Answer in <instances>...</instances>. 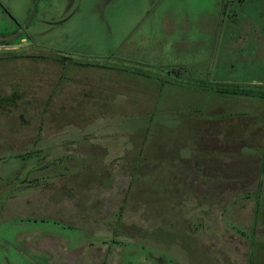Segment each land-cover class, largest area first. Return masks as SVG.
Segmentation results:
<instances>
[{"label": "rangeland", "instance_id": "rangeland-1", "mask_svg": "<svg viewBox=\"0 0 264 264\" xmlns=\"http://www.w3.org/2000/svg\"><path fill=\"white\" fill-rule=\"evenodd\" d=\"M0 48L19 58L0 79L35 91L0 109V264H264V0H0ZM63 77L173 84L151 114L128 97L37 135L46 100L70 112L47 86ZM168 162L180 203L162 171L144 184Z\"/></svg>", "mask_w": 264, "mask_h": 264}, {"label": "trees", "instance_id": "trees-1", "mask_svg": "<svg viewBox=\"0 0 264 264\" xmlns=\"http://www.w3.org/2000/svg\"><path fill=\"white\" fill-rule=\"evenodd\" d=\"M16 53H17V49H14V48H8V49L0 48V65H2L3 62L16 61V59L18 58ZM57 65H60V64H57ZM60 66H62V65H60ZM11 68L12 67H10L7 71H9ZM0 69H1V67H0ZM12 69H14V68H12ZM1 71H2L1 74L4 77H6V79H4L3 81L0 79V92L2 91V93H3V95L0 96V109L12 107V106H14L13 108H15V105L17 104V102L19 100L27 99L25 96H27V95L30 97H31V95L34 96L35 91L31 90L30 85L20 83V81H18V80H21V78L18 79L17 73L15 71L10 72V75L12 74V77L14 79L13 80L14 83H8L7 81L9 79H7V78H8V76L10 77V75L7 76L6 71H4V70H1ZM39 81L41 82V77H40ZM6 85H8V88L11 89V91L8 90ZM40 85H41V83H39V86ZM39 86H37L38 87L37 90H39ZM219 93L222 95H236V96H244V97L247 96V93H245V91L242 89V87H240L238 84L237 85H231V84L230 85H223L221 88V91H219ZM23 94H26V95H23ZM53 96H57V98H58L59 94H57V93L51 94L50 99H52ZM50 102L48 100H46V102L43 104L42 111H40L41 113L38 115H32V116H35L37 118V121L39 124L38 130H37L39 134H37V135H42V132L45 129H47V133L53 132V131H58V133H61L63 128H64L63 127L64 122L65 123L68 122V125H70V123L72 121H74V120L78 121V119L81 118L80 115H72V114H68V113L55 114V112L52 111L53 110V108H52L53 104ZM60 102H61L60 108L65 109L63 102L61 100H60ZM83 116H86V115H83ZM88 116H90V115H88ZM148 129L149 128L145 129L144 131L145 132L149 131ZM89 132H91V131H89ZM68 133H69V131H68ZM130 135H134V132L130 133ZM47 139H52V138L47 137ZM33 154H38V153L34 152V153H31L28 155L31 157V156H33ZM8 155L10 156L13 154L8 153ZM13 157L18 158L19 156H13ZM142 160H143V158L138 159V161H141V162H142ZM141 162L138 163L137 168L141 165ZM171 164H172V162L171 163L168 162L166 165H163V163L159 164L157 166L158 170L153 172L154 176L153 177L152 176L146 177V178H150L151 182L149 184H146L144 182L143 183L147 186L148 185L150 186V184H152V185L154 184V186H155V180L159 179V175L162 171V174L164 173V177L163 178L160 177V181H159V187L160 188H159L158 193L166 194V193L160 192V191H164V190L170 188L169 190H166L167 194L169 196H172V197L178 196V197H176V199L179 200V197L184 196L181 191H184V192L187 191L186 188L190 187V184H189V182H184V179L181 177L180 172L179 171L177 172L175 170V166H174L175 163H173V165L170 166V168H169V165H171ZM187 170H188V167H186L185 171H187ZM196 170L198 173H200L202 171L200 166L197 167ZM187 173L188 172H186V174ZM186 176L188 177V175H186ZM144 179H145L144 177H143V179L137 178V181L144 180ZM139 182H142V181H139ZM151 188L156 189V187L155 188L151 187ZM149 190H150V187L148 190H146V191H148V194H150ZM182 201L183 200H181V198H180L179 203ZM148 202H149V200H147L146 198L141 200L142 205H148L149 204ZM181 204L183 206V205H186L187 203H181ZM165 205L169 206V203L166 202Z\"/></svg>", "mask_w": 264, "mask_h": 264}, {"label": "crops", "instance_id": "crops-1", "mask_svg": "<svg viewBox=\"0 0 264 264\" xmlns=\"http://www.w3.org/2000/svg\"><path fill=\"white\" fill-rule=\"evenodd\" d=\"M209 27L212 26V23L210 25H208ZM167 28V27H166ZM127 61V60H124ZM110 66H108L107 69H114V70H120V66H115L114 63L113 64H109ZM65 66V65H64ZM99 67V66H98ZM63 67L61 66V69ZM68 67H64L63 70V74L66 72L65 69H67ZM101 68V67H100ZM105 68V69H106ZM124 69V68H123ZM124 71H128L127 69H124ZM78 72V71H77ZM131 73V71L129 72ZM117 74V73H116ZM66 78V76H65ZM63 77V79H65ZM82 78V77H80ZM62 78L57 79L54 83H50L47 86L50 87V93L54 94L56 93V88L59 89V97L60 100L63 102L65 109L70 110V112L68 114H72V115H101V114H105L106 112L104 110H113L111 112H107V115H117V114H127L128 113V108L127 106L123 105V104H128V97H132L135 98L139 101H141L142 104H137L134 103L136 105V107L134 108V110L137 109H142L143 112H139L136 111L137 114H141V115H145V114H151L149 112L151 111H156L157 107L151 108V105L148 106V109H144L143 107L144 105V101L145 103L147 102V100L154 101L152 103H156V105L158 103H160V98H162V93H163V89H164V82L165 83H169L170 85V81H163V82H159L158 80H148V81H141V82H128V80H124V81H117V80H102L98 77H95L94 81L91 82L92 84H95L97 87L96 89L93 90H88L87 88H84L83 86L85 84H77V82H79V80H74L72 79H65L63 80ZM88 81V80H86ZM128 83V85H132L134 87L133 89V93H128L125 90H120L123 89V84ZM160 84H162V89L160 88ZM173 84V83H171ZM222 86L223 85H230V83H219ZM59 85V86H58ZM108 85V86H107ZM114 85L120 86V88L116 89H111L110 87L114 88ZM231 85H237V84H233L231 83ZM58 86V87H57ZM101 88H103L102 90H100ZM161 89V90H160ZM172 90V89H171ZM87 91L89 93H87ZM129 91V90H128ZM219 91H221V88L217 90V93H219ZM132 92V91H131ZM120 93H125L123 96H116L117 94ZM171 93V92H170ZM90 95L92 96V98H90L89 100H86V96ZM173 94V93H172ZM65 96H70V99L72 101L69 100H63L61 99L62 97ZM175 97V96H174ZM115 99L116 101H118L119 99H124L125 102H121L119 104H122L121 108H111L110 104L113 103V105H115V101L112 100ZM69 101V102H68ZM132 103V102H131ZM88 105V106H87ZM91 105V106H89ZM98 110H102V112L97 113ZM116 110H127L125 113H118ZM170 111V109L168 110ZM179 114V113H178ZM144 117V116H142ZM152 122V121H151ZM92 131V130H91ZM85 138V137H84ZM192 146V145H190Z\"/></svg>", "mask_w": 264, "mask_h": 264}]
</instances>
